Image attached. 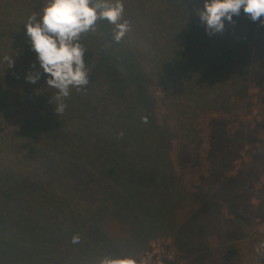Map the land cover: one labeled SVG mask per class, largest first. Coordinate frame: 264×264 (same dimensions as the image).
Returning a JSON list of instances; mask_svg holds the SVG:
<instances>
[{"label":"rangeland","instance_id":"rangeland-1","mask_svg":"<svg viewBox=\"0 0 264 264\" xmlns=\"http://www.w3.org/2000/svg\"><path fill=\"white\" fill-rule=\"evenodd\" d=\"M41 1L45 2L32 0V3ZM122 3V20L129 25L125 36H162L168 48L180 53L174 59L178 64L197 63L192 54L205 43L209 49L222 53L224 65L233 66L237 59V38L256 31L258 38L253 34L250 43L247 74L239 80V93L231 96L229 109L203 114L195 125L198 134L190 155L194 159L181 158L184 151L179 148L182 145L179 142H174L170 151L176 169L188 174L195 189L209 190V199H203L193 190L197 195L189 201L185 191L178 187L176 175L166 170V161L158 159L161 152L152 144L137 145L125 137L118 138L127 135L134 122L121 124L111 119L110 123L104 122L101 146L87 141L71 142L60 145L58 154L51 155L50 142L32 149L24 143L22 147L11 148L9 163L0 160V164H6L10 178L16 179L14 188L0 197V208L12 211L13 222L18 223L14 231L6 228L0 237V264H29L31 260H34L32 264H43L38 262L41 257L31 252L37 236H45L49 229L59 231L53 244L66 253L53 260L61 259L65 264L86 263L79 261L80 249L91 257L87 259L90 264L95 259L120 257L118 253L132 257L136 264H264V25L253 22L241 10L232 23L225 21L222 33L208 35L195 15L203 0H122ZM17 19L10 14L0 19L5 32L3 42L0 41V62L5 64H0V68L6 80L14 76V46L21 41V38L15 41L14 36L19 29ZM97 32L114 34L115 26L103 20ZM22 37L28 38L26 30ZM151 47V43L146 46ZM136 48L132 42L121 48L122 54L130 58L129 67L144 64L143 55ZM6 55L13 56L7 63ZM154 88V94L161 93L159 86ZM166 88L171 92L172 83ZM158 109L161 110L160 104ZM213 118H218L220 128L226 127L231 133L230 141L225 139V146L219 141L222 135L218 136L212 125ZM133 132L134 136L143 137ZM50 133L42 132L47 139ZM37 135L41 137L40 132ZM230 145L241 147L228 151ZM226 152L229 157H221ZM222 160L227 162L223 164ZM220 169L222 173L218 175ZM46 176L55 182L44 184L41 190L35 188L33 182L42 184ZM92 181L97 193L89 196L92 200L89 210L83 212L78 202H70L66 207L53 204L63 201L68 188L73 189L74 199L82 197L83 192L76 188ZM224 182L230 184L227 196L221 192ZM87 220L91 221L90 225ZM164 229L171 230L167 232L170 237L150 235ZM112 232L128 238L109 243L106 238ZM74 238L78 239L74 242ZM85 239L87 242L79 243ZM63 244L68 246L63 248ZM110 249L112 253L108 254ZM230 249L235 252L226 261Z\"/></svg>","mask_w":264,"mask_h":264},{"label":"trees","instance_id":"trees-1","mask_svg":"<svg viewBox=\"0 0 264 264\" xmlns=\"http://www.w3.org/2000/svg\"><path fill=\"white\" fill-rule=\"evenodd\" d=\"M0 2V19H5L6 15L17 16L18 32L14 35L15 41L21 38L19 44L15 45L16 61L13 70L14 76L11 80H6L0 68V160L9 163L10 150L16 147H22L25 144L32 146H45V143H51V155L58 154L60 145L71 142H90L92 145H104L101 137L105 136L102 132L106 129L105 123H110V119L116 123L131 124L127 135H118L122 140L125 137L129 143L148 142L152 144L158 154V159L166 161L167 169L176 175L178 187L185 191L189 201L198 195L208 200V191L205 189H195V185L190 182L188 174L179 172L176 169L174 159L169 156L174 146V142L182 145L180 149L184 151L181 158L194 159L191 157V150L195 146L194 140H197L195 125L203 114L211 111H227L229 109L230 98L239 93V80L245 77L250 61V43L253 39V30L249 36L238 37L235 49L237 59L235 65L226 66L221 60L222 53L218 50L209 49L205 43H202L192 55L198 60L194 64H178L174 59L179 58L180 53L174 49L168 48L164 44L162 36H123L119 41L114 39V34H99L97 28H102L103 20H98L94 31L83 34L80 43L87 49L84 60L90 70L89 83L77 90L71 89V94L63 98L62 102L66 104L65 110L58 116L55 114V101L51 102L52 96L57 94V90L49 88L46 85L45 75H41L37 83L27 82L25 77L29 71H35L39 68L36 54L30 46L29 38H23L25 34L24 18L39 12L44 3H32V0L18 2ZM26 12V14H25ZM5 34L3 25L0 26V41ZM11 35V34H9ZM13 36V35H11ZM25 40V41H22ZM132 42L141 53L144 64L127 66L130 58L122 54L121 48ZM151 43L152 47L146 48ZM20 45V46H19ZM2 50V46H0ZM13 56H5L6 63L12 60ZM0 64H5L0 62ZM35 64V68L32 66ZM172 83V91L169 92L166 86ZM160 87L161 93L156 95L155 88ZM150 87H153L152 89ZM161 110L159 111V104ZM128 115L130 119H127ZM218 118L212 119V125L217 130V135H222L219 141L224 143L225 139L230 141L229 132L226 127L220 128ZM104 128L103 130H101ZM220 128V129H219ZM50 131L51 135L47 139L42 132ZM143 134L142 138L131 132ZM10 132L17 134L14 136ZM40 132V136L37 134ZM133 132V133H135ZM26 136V137H25ZM43 136V137H42ZM225 137V138H224ZM27 138V139H25ZM22 141V142H21ZM25 143V144H24ZM31 143V144H30ZM241 146L230 145L228 151L239 150ZM226 152L221 157H229ZM180 157V156H179ZM184 159V160H185ZM223 164L227 161L222 160ZM193 166L197 163L192 161ZM6 164H0V197L14 188L16 179L10 178L6 171ZM222 173V169L218 175ZM221 181V180H219ZM55 182L47 176L40 182H33L35 188L40 190L46 183ZM87 185L76 188L81 191L82 197L74 199L73 189L68 188L63 197V201L53 203L58 207H66L70 202H78V206L83 212L89 210L92 200L89 196L97 193V187ZM221 186L222 183H219ZM225 185V187H224ZM230 185V184H229ZM229 185L224 182L221 192L228 195ZM193 190H195L193 192ZM75 201V202H74ZM46 209V208H45ZM80 210V211H81ZM85 210V211H84ZM15 214L8 211L7 208H0V237L4 235L5 229L14 231L18 223L14 224L12 216ZM86 224V223H85ZM91 221L87 220V225ZM111 228V227H109ZM108 228V229H109ZM98 230V227H96ZM106 230V233L108 232ZM56 229H49L45 236H37L34 250L31 252L40 256L38 262L43 264H65L61 259L53 260L57 255L65 252L59 248L58 244H53L54 237H57ZM170 229L156 231L150 235H156L153 238L169 236L167 232ZM132 233V231H130ZM63 235V230H61ZM171 233V232H170ZM149 235V236H150ZM104 238L107 234L103 233ZM146 236L144 242L147 241ZM122 238L112 232V236L106 239L109 243L113 240H122ZM152 239V238H151ZM150 239V240H151ZM87 242L79 240V243ZM143 242V243H144ZM62 246V244H61ZM63 244V248H65ZM72 251V249H70ZM80 262L90 264L80 249ZM234 249L226 252L225 260L229 261ZM112 251L108 254H111ZM120 257L122 254L118 253ZM118 255V256H119ZM63 258V256H61ZM38 257H31V259ZM52 260L54 262H52ZM91 260V259H90ZM93 262L100 264V261ZM31 260L29 264H32ZM171 263V260H168ZM84 263V264H86Z\"/></svg>","mask_w":264,"mask_h":264},{"label":"clouds","instance_id":"clouds-1","mask_svg":"<svg viewBox=\"0 0 264 264\" xmlns=\"http://www.w3.org/2000/svg\"><path fill=\"white\" fill-rule=\"evenodd\" d=\"M241 10L253 22L264 25V0H203L195 15L206 33L213 35L222 33L225 21L232 23ZM123 12L122 0H45L42 9L24 21L39 63V68L29 71L25 79L35 84L45 75L47 87L57 90L51 99L57 116L65 110L62 100L70 96L71 89L79 91L89 83L90 70L84 60L87 49L79 42L81 36L94 31L98 20H107L115 26L114 39L119 41L129 28L128 22L122 20ZM100 264L136 262L130 256H121L105 257Z\"/></svg>","mask_w":264,"mask_h":264}]
</instances>
